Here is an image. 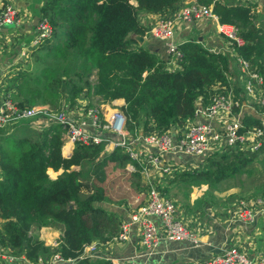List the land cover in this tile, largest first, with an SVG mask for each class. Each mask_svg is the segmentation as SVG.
Wrapping results in <instances>:
<instances>
[{"label": "trees", "instance_id": "1", "mask_svg": "<svg viewBox=\"0 0 264 264\" xmlns=\"http://www.w3.org/2000/svg\"><path fill=\"white\" fill-rule=\"evenodd\" d=\"M196 1L209 5L219 23L234 26L242 41L220 32L233 49L221 45L212 49L195 38L184 39L177 44L178 67L169 69L157 52L138 44L135 35L146 32L139 11L164 14L178 0H43L40 12L47 18L50 33L31 51L35 59L44 61V56H50L53 60L34 75V84L25 78L17 85V97L37 95V102L60 109L64 99L77 103L83 99L80 92L91 93L88 89L92 88L97 100H124L122 110L130 127L141 117L152 118L164 128L185 125L197 112V100L206 107L216 89L231 87L229 66L240 65L238 59L247 60L248 69L264 75V19L256 23L253 4ZM241 85L234 86V92L243 99L239 92L244 93L245 87ZM24 103L20 100L18 105ZM243 123L245 129L248 124H260V119L245 115ZM31 127L0 135V246L34 259L49 249L38 229L51 226L60 231V251L71 264H112L84 250L92 242H97L98 250L121 229L120 215L97 204L106 195L91 174L99 163L113 162L124 168L131 159L121 147L104 152L103 143L76 142L71 153L64 155L60 124L50 122L41 133ZM255 155L223 142L193 158L190 168L170 182L184 178L216 184L246 172ZM49 167L62 171L51 177ZM0 264L14 263L0 258Z\"/></svg>", "mask_w": 264, "mask_h": 264}, {"label": "built area", "instance_id": "2", "mask_svg": "<svg viewBox=\"0 0 264 264\" xmlns=\"http://www.w3.org/2000/svg\"><path fill=\"white\" fill-rule=\"evenodd\" d=\"M226 2V0H219ZM234 3H251L252 0H232ZM254 10H256L253 7ZM193 18L212 19L217 22V15L212 12L209 5L198 3L196 0H179L178 8L171 15H160L149 24L148 33L161 39L166 45L167 55L178 63L180 50L177 44L184 40L181 37V29L178 21H190ZM17 21V8L4 0L0 6V33L7 24ZM224 24L218 23V31L223 32L229 38H234L238 43L241 37L236 35L235 29L226 30ZM50 33V26L47 18L41 17L38 20L37 30L28 44L20 49V54L26 57L32 45L37 44ZM230 46V41L226 40ZM243 70L247 71L249 77L243 79L245 92L255 104L252 106L255 115L260 118V125L253 126L245 132H240L241 120L239 114L242 107L249 101L246 97L236 98L234 90L221 86L212 96V102L206 107L197 105V112L201 116L199 119L184 128L172 137L164 128L158 134H147L140 136L138 122L130 127L124 113L117 108H113L108 115L102 102H95L88 105L87 100L79 99L77 103L63 100L60 109H54L49 103L24 104L19 106L16 99L17 80H3L0 73V129L9 127L17 120L26 119L35 123L38 130L45 129L50 122L60 124L62 128L63 141L74 145L76 142L85 144L103 143L104 152H109L116 147H121L131 159L125 164V170L131 172L135 168V163L143 162L144 165L162 167L163 172H167L162 162L168 153H180L193 158L203 156L214 146L224 145L240 147L249 150L257 149L261 144V136L264 132V76L255 69H248V61L238 59ZM13 64L4 67V71L10 73L14 70ZM170 68V67H169ZM171 69V68H170ZM107 103V102H106ZM200 106V108L198 107ZM237 107V113L233 109ZM224 110L233 117L222 119L221 127L215 126L213 117ZM196 112V113H197ZM195 113V114H196ZM120 116V119L118 117ZM152 119V118H151ZM139 120L145 121L144 117ZM154 121V120H153ZM155 122V121H154ZM157 124V122H155ZM158 125V124H157ZM150 147L149 149L144 148ZM202 159V157H201ZM168 160V159H166ZM182 164H193L184 160ZM146 201L131 208L129 219L121 222V229L118 234L112 237L115 241H124L129 237L131 226L136 225L139 231V244L149 252L157 245L160 238L173 240H189L193 245L199 244V236L195 230L189 229L178 217L177 200L164 194L161 187L154 181L149 182ZM264 210V208H262ZM240 215L247 217L251 215V209L243 208L238 210ZM87 247H89L87 249ZM11 248L3 249L0 246V258H5L6 262L14 264H71V259L62 256L60 250H51L34 259H29L24 254L15 255ZM85 253L91 254L97 250V242H92L85 246ZM95 254V253H92ZM112 264H144L138 255L129 256H109ZM197 264H264V251L252 256L249 252L236 245L225 246L215 254L207 257Z\"/></svg>", "mask_w": 264, "mask_h": 264}, {"label": "crops", "instance_id": "3", "mask_svg": "<svg viewBox=\"0 0 264 264\" xmlns=\"http://www.w3.org/2000/svg\"><path fill=\"white\" fill-rule=\"evenodd\" d=\"M1 1L2 0H0V6ZM4 1L13 4L17 8V21L12 23V26H9V24L5 26L0 33V73L3 80H17L18 85L21 82V78L23 76L22 73L24 71L26 72L28 65V62L26 64L22 62L24 57L20 54V49L24 46L25 37H30L36 33L38 20L41 17L40 5L43 0ZM251 2H253L254 8L257 12L262 9L264 0H252ZM177 8L178 2L172 9L164 14L155 11L141 10L138 15L140 22L147 29L149 24H152L160 15H171ZM218 23L219 22L212 19L193 18L188 22L178 21V26L181 29L180 33L183 39H202L201 43L208 46V48L214 49L221 45V47L225 49L229 47V44L222 42L223 36H221L218 32ZM191 29L196 30L194 35L190 34V32H192ZM142 36V42L136 39L138 44H142L152 51L157 52L158 56L164 59L165 68L170 67L171 69H175L178 67V63L174 62V60L167 55L166 45L161 39L156 38L149 33L143 34ZM17 61L21 62V65L14 68L12 72L9 71L10 73H8L7 71H4V67L6 65ZM229 74L230 85L234 89V86L240 84L241 79L244 78L241 67L237 64V62L229 66ZM16 93L15 97L19 100ZM239 95H243L244 97L248 96L246 93L242 92H239ZM109 102L115 106L109 107L108 102H102V108H119L118 110L121 111L122 102H124V100L116 99ZM196 103L197 105H201V101L197 100ZM105 111L108 115L111 112L107 110ZM233 113L229 115L224 112V110H220L213 117L212 122L215 126L221 127L222 119H230L233 117ZM241 114L256 116L254 108H252V106L248 103L242 107ZM200 116L201 115L197 112L194 116L187 120L185 125L176 126L175 124H171L168 128H166V130L172 137H176L182 128L197 121ZM161 129L162 127H159V125H157L151 118L145 121H138L140 136L150 133L158 134ZM67 145L70 144L66 143L64 147L66 148ZM144 148L150 150V147L145 146ZM263 150L264 147H261L256 154L259 155V152ZM166 159H164L162 163L165 164L166 167L169 166V170L167 172H163L161 170L162 167H154L152 165L143 166L144 163L139 161V164L136 165V168H134L132 172L126 173L128 175L137 173L140 174V177H145V179H147V187L144 189H141L140 187H130L128 191L130 192L128 194L130 199L127 200L126 207H115L111 203L110 206H105V204L103 205V201L109 202L107 195L103 200L97 202V204L116 211L120 215L121 222L127 221L129 219V213L132 210L131 208L146 201L147 189L150 186V183L148 184V182L154 181L157 184L160 182L163 186L165 184L172 183L173 180L171 182L170 180L174 175H177L179 172H184L182 171L184 169L190 168V164H182L184 160L189 163H194L193 157L189 155H182L180 153H168L166 154ZM256 159L262 160L263 158L261 156L257 158L255 155L253 161L248 164L247 171L243 172L245 175V184L248 180L249 184H244L245 188L244 185H240L239 183L235 184L238 185L233 188L232 191L235 198L229 201V203L220 200H200L198 195L195 196L192 193L186 195L185 200L179 201L178 217L189 229L197 232V235L199 236V244L193 245V242L187 239L173 240L160 238L157 245L149 252L138 243L137 227L133 224L131 226L129 237L126 240H109L106 243L101 244L95 254L104 258L109 256L122 257L138 255L139 259L144 264H197L207 257L215 254L220 249H223L225 246H239L240 248L247 250L252 256L263 252L264 210L262 208H264V182H261L260 177L257 175H264V170H258L254 167L253 162L256 161ZM49 171L55 170L48 168L47 172L49 173ZM212 200L215 199L212 198ZM246 207L251 209V215L243 217L240 215L238 210ZM2 222L3 221L0 218V225ZM42 227V231L49 229V232H51V234H49V241L59 235L58 233L60 231L58 232L57 229L51 226ZM54 229L55 231H53ZM55 233L57 234L55 235Z\"/></svg>", "mask_w": 264, "mask_h": 264}, {"label": "rangeland", "instance_id": "4", "mask_svg": "<svg viewBox=\"0 0 264 264\" xmlns=\"http://www.w3.org/2000/svg\"><path fill=\"white\" fill-rule=\"evenodd\" d=\"M261 19H264V3H263L262 9L260 11H257L255 14L256 23H259V21ZM12 25L13 24H9V26H12ZM224 28L225 29L227 28L226 30L231 29V28L235 29V31L237 30L234 26L229 25V24H225ZM195 33H196L195 29H193L192 32H190L191 35H194ZM32 37H33V35L30 37L26 36L25 37V43L28 44L30 42V40L32 39ZM220 38H221V36H220ZM199 41L202 42V39H199ZM222 42H224L225 44L228 43L223 37H222ZM227 49H230V48H227ZM41 52L42 51H39L38 54ZM27 57H28L27 61L24 62V64H26L28 62V65L26 68L27 70H26V72L24 71L22 73L23 76L21 78V82L25 78H30L31 83L34 84V81H33L34 75L36 73H39L40 68H42V66L45 63L52 62L53 59H51L50 56H44V61H42L41 59H35V55L33 54V51H29ZM53 62H56V61H53ZM12 66H14L16 68L19 66V64H18V62H16ZM94 77L95 76L92 75L90 78H94ZM42 79L45 80L46 76H42ZM88 90L90 91L91 88ZM82 92H85V91L84 90L81 91L80 94ZM24 95L27 97H24L23 99H21L19 97V99L22 100L23 102L30 104V105L35 104V103H39V102H37V101H39V100H37L38 99L37 95H30V94H24ZM69 99L70 98H67L66 101L69 102ZM245 99H246V101H249L247 103L250 106L255 105L253 103V101L250 99V96H247ZM60 100H62V98ZM95 102H97L95 95H93L91 93H87V102L86 103L88 105H90V104H93ZM108 104H109L108 105L109 107L115 106L111 102H108ZM112 109L113 108H104V110H107V111H111ZM33 123H35V121L32 122L31 120H26V119L17 120L15 122L14 128L12 130L15 134H17L18 132H21V131H27L28 128H29V130H31L32 129L31 126ZM27 125H28V127H27ZM6 132H12V131H10V129L2 131V133H6ZM38 132L41 133V131H39V130H38ZM31 134L33 135L32 132H31ZM66 143H68V142H66ZM66 143L64 142L61 146V151L63 154L72 150V148L74 146L71 144V148L69 150L64 151V145ZM10 144H11L10 142L6 143V145H8V146ZM260 156L263 159L262 160L256 159V161L253 162V165L258 170H264V150L260 151L259 155L256 154L257 158ZM73 168L78 169L79 167H78V165H75V166H73ZM135 168H136V164H135ZM124 170H125V167L124 168L118 167L115 163L109 162L106 165L99 163V165L92 172L91 176H92L93 182L96 180L95 181L96 184L102 185L104 187V190H105L104 194L108 196L109 202L103 201L102 202L103 205L105 204V206L106 205L110 206V203H111L115 207L116 206L126 207L127 200L130 199V197L128 196V194L130 193V192H128L130 187H132V188L133 187H140L141 189H144L147 187V183H146L147 179H145V177H140L139 176L140 174H137V173H132L131 175H128L126 173H129V172H127L126 170L124 171ZM59 172H60V169L55 170V171H49L50 176H52V177L56 176ZM181 176L183 177L184 173H182ZM257 176L260 177L261 182H264V175L263 174H258ZM244 177H245L244 173L236 174L234 176H229L228 178L221 179L216 184H209V183L200 182V181H190V180H185L184 178H181L179 180L177 179L176 181L169 183V184H165L164 186L161 185L160 182H158V184L160 185L162 192L168 196L175 198L177 200V203H180L179 201H181V200L182 201L185 200L186 199L185 196L188 195L189 193H192L195 196L198 195L200 200L201 199L202 200L203 199L204 200H210V201L220 200V201L229 203V201H231L233 198H235L232 194L233 188L238 186L235 184H238V183L240 185L245 184V178ZM148 184H149V182H148ZM248 184H249V180L246 182L245 185H248ZM245 185H244V188H245ZM257 193H259V192H257ZM212 198L215 200H212ZM210 201H208V202H210ZM42 230H43V227H40L38 230V234L43 239L44 244L48 245V247H49L48 251L50 252L51 250H60L58 236L55 237L54 239H52L51 241H49V239H50L49 234H51V232H49V229L44 230V231H42ZM53 231H55V229ZM56 234L57 233H55V235ZM137 234H138V238H139V231H137ZM110 240H113V239L111 238ZM138 243H139V239H138ZM140 246L142 247V245H140ZM88 248L89 247H87V249ZM13 250H14V248H13ZM92 253H97V251L92 252ZM15 255H18V254H15Z\"/></svg>", "mask_w": 264, "mask_h": 264}, {"label": "clouds", "instance_id": "5", "mask_svg": "<svg viewBox=\"0 0 264 264\" xmlns=\"http://www.w3.org/2000/svg\"><path fill=\"white\" fill-rule=\"evenodd\" d=\"M179 1V0H178ZM253 7H254V4H253ZM254 10V9H253ZM256 11V10H255ZM42 15V14H41ZM8 25V24H7ZM6 25V26H7ZM148 28H149V26H148ZM146 29V32H145V34H147L148 32H147V30H149V29ZM219 32V31H218ZM221 32V31H220ZM219 32V33H220ZM136 35H143V34H136ZM33 36H34V34H33ZM197 40H199V39H197ZM36 45V44H35ZM35 45H32V47L30 48V51H31V49L35 46ZM28 56V55H27ZM24 57V60L22 61L23 63L24 62H26V60L28 59V57ZM18 62V64L19 65H21V62H19V61H17ZM14 63H16V62H14ZM14 63H12V64H14ZM241 67V66H240ZM241 71H242V74H243V79H247L248 77H249V75L247 74V72H246V70H243L242 68H241ZM264 76V75H263ZM243 79H241V81H240V84H242L241 86H243ZM234 90V89H233ZM91 94H93L94 95V93H92L93 92V90H92V88H91ZM81 96L84 98V99H86L87 100V93L86 92H82L81 93ZM95 98H96V100H97V96L95 95ZM236 98H239V97H236ZM118 99H122V98H118ZM113 100H116V99H113ZM20 101V100H19ZM109 101H112V100H97V102H109ZM24 104H27V103H24ZM36 104V103H35ZM124 104V102H122V105ZM233 110H235V109H233ZM238 110V109H237ZM237 110H235L234 112L235 113H237ZM121 112L122 113H124V111L122 110V108H121ZM125 114V113H124ZM237 114H239V118H240V120H241V125H240V127H239V131L240 132H245V131H247L248 129H251L253 126H256V125H260V124H256V123H251V124H248L246 127H245V129H242V127L244 126V123H243V117L245 116V115H250V114H241V113H237ZM126 116V115H125ZM251 116V115H250ZM118 119H120V116L118 117ZM260 119V118H259ZM30 123V122H29ZM15 124V123H14ZM14 124H12L11 126H9V127H3V128H1L0 129V135L2 134V131H5V130H7V129H10V131H12L13 132V128H14ZM264 130V129H263ZM39 131H41V129L39 130ZM6 133H11V132H6ZM263 134H264V132H263ZM63 143H64V141H63ZM262 143H263V135L261 136V144H260V146L257 148V149H255V150H247V149H244V148H240V147H234V148H236V149H240V150H243V151H245V152H248V153H250V152H257L261 147H262ZM65 155V154H64ZM50 168V167H49ZM48 169V168H47ZM62 171V169H60V172ZM49 174V173H48Z\"/></svg>", "mask_w": 264, "mask_h": 264}, {"label": "water", "instance_id": "6", "mask_svg": "<svg viewBox=\"0 0 264 264\" xmlns=\"http://www.w3.org/2000/svg\"><path fill=\"white\" fill-rule=\"evenodd\" d=\"M148 29H149V28H148ZM135 37H136V39L139 40L140 42L143 41V36H142V35H136ZM198 107L200 108V106H198ZM70 152H71V150L68 151V152H66L65 155H69Z\"/></svg>", "mask_w": 264, "mask_h": 264}, {"label": "bare ground", "instance_id": "7", "mask_svg": "<svg viewBox=\"0 0 264 264\" xmlns=\"http://www.w3.org/2000/svg\"><path fill=\"white\" fill-rule=\"evenodd\" d=\"M68 143H69V142H68ZM69 144H70V143H69ZM70 145H71V144H70ZM70 145H67V147H66V148L64 147V151H65V150H69V149L71 148V146H70ZM64 146H65V145H64Z\"/></svg>", "mask_w": 264, "mask_h": 264}]
</instances>
